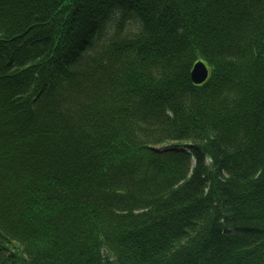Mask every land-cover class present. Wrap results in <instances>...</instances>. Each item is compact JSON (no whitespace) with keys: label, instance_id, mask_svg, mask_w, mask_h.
Listing matches in <instances>:
<instances>
[{"label":"trees","instance_id":"1","mask_svg":"<svg viewBox=\"0 0 264 264\" xmlns=\"http://www.w3.org/2000/svg\"><path fill=\"white\" fill-rule=\"evenodd\" d=\"M263 263L264 0H0V264Z\"/></svg>","mask_w":264,"mask_h":264},{"label":"rangeland","instance_id":"2","mask_svg":"<svg viewBox=\"0 0 264 264\" xmlns=\"http://www.w3.org/2000/svg\"><path fill=\"white\" fill-rule=\"evenodd\" d=\"M119 21H120V17L115 16L113 18L109 27H107L106 29V36L105 38H103V40L120 37V36L125 37L129 35H133L138 31V23L134 19L124 21L123 26L120 29H117L116 25L118 24ZM157 147L161 148L162 146H157ZM176 149H180V148H176Z\"/></svg>","mask_w":264,"mask_h":264},{"label":"water","instance_id":"3","mask_svg":"<svg viewBox=\"0 0 264 264\" xmlns=\"http://www.w3.org/2000/svg\"><path fill=\"white\" fill-rule=\"evenodd\" d=\"M189 76L192 83L201 84L208 77V69L203 62L197 61L192 66Z\"/></svg>","mask_w":264,"mask_h":264}]
</instances>
